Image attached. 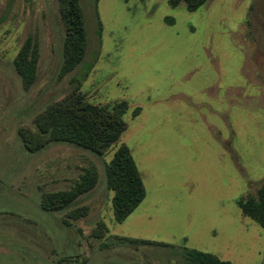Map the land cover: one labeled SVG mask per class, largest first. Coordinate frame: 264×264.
Here are the masks:
<instances>
[{"label":"rangeland","instance_id":"374dc122","mask_svg":"<svg viewBox=\"0 0 264 264\" xmlns=\"http://www.w3.org/2000/svg\"><path fill=\"white\" fill-rule=\"evenodd\" d=\"M79 3L85 57L61 74L57 1L0 0V264H186L183 248L264 264V230L236 205L264 183V0ZM28 38L38 60L26 89L14 60ZM76 89L92 105L127 103L119 140L100 156L54 143L28 153L17 131H36ZM121 147L144 197L117 222L106 166ZM93 173L66 208H41Z\"/></svg>","mask_w":264,"mask_h":264},{"label":"trees","instance_id":"16d2710c","mask_svg":"<svg viewBox=\"0 0 264 264\" xmlns=\"http://www.w3.org/2000/svg\"><path fill=\"white\" fill-rule=\"evenodd\" d=\"M64 28L62 47L63 70L69 72L79 66L86 53L87 33L79 0H56ZM206 0H168L176 7L184 4L189 11H195ZM96 4V0H95ZM38 49L35 40L28 38L14 60L16 73L24 88H29L36 79ZM127 103L116 102L112 105L98 106L88 103L78 89L62 100L52 104L34 118L36 131L20 128L17 136L24 149L34 154L49 144H69L96 155H102L117 142L125 130L123 116ZM108 188L112 191V208L117 222H121L143 199L144 190L139 173L125 147L119 148L111 162L106 166ZM95 174L82 177L73 193L50 197L43 201L44 211H59L89 190L95 184ZM236 205L242 214L264 230V183L255 195L237 200ZM153 246L166 247L164 244L143 242ZM182 255L186 264H231L216 256L195 249L183 248Z\"/></svg>","mask_w":264,"mask_h":264}]
</instances>
